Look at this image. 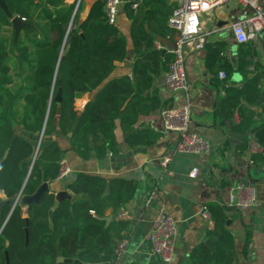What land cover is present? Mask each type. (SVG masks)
Segmentation results:
<instances>
[{
  "label": "trees",
  "instance_id": "16d2710c",
  "mask_svg": "<svg viewBox=\"0 0 264 264\" xmlns=\"http://www.w3.org/2000/svg\"><path fill=\"white\" fill-rule=\"evenodd\" d=\"M122 1L130 21L134 60L130 74L117 76L112 75L116 63L127 58V38L116 22L108 21L106 0H94L83 18L85 0H81L73 19L77 0L71 4L65 0H5L13 15H20L32 24L31 28L21 31L16 50L12 46L13 30H9L11 19L0 7V159L9 150L0 165V196H30L42 181H55L60 174V161L68 151L86 160L93 152L100 159L109 152L114 153L118 148L115 135L118 122L124 141L131 148L155 145L161 137V132L153 128L136 125L141 116L166 107L154 79L168 71L174 54L158 48L146 28L156 16L147 13V7L163 3L161 0ZM136 2L140 4L135 9L132 5ZM167 21L168 18L166 24ZM165 34L175 40L179 36L168 24ZM204 47L205 64L212 74L211 84L217 89L222 87L225 93L217 98L214 107L219 124L225 125L238 112L241 121L232 125V130L253 132L262 153L253 154L252 159L264 163V117L252 109L261 97L260 65L255 64V72L246 76L251 62L246 55L235 68L228 60L221 59L224 51L221 43H205ZM10 61L15 71L19 64H26L29 71L24 76L23 71L18 73L19 83L14 82ZM217 68L225 70L227 79L234 72L246 78L240 87L226 86L227 80L216 76ZM59 92L60 102L55 99ZM86 93L90 98L78 110L75 101ZM15 125L37 135L38 140L43 132L36 156L37 142L17 133ZM56 126L63 135H69V148H62L55 140L44 143V138L52 135ZM66 187L74 198L64 199L52 212L54 192H45L40 203H31L27 208L19 202L13 209L10 205L3 207L0 264H72L58 262L59 256L78 258L84 263L116 259V248L128 222L113 219L106 224L98 217L131 202L137 181L80 172ZM205 206L213 223L206 232L212 245L205 242L197 245L190 253L188 264H234V237L227 224L230 210L215 201Z\"/></svg>",
  "mask_w": 264,
  "mask_h": 264
},
{
  "label": "crops",
  "instance_id": "0c3cea01",
  "mask_svg": "<svg viewBox=\"0 0 264 264\" xmlns=\"http://www.w3.org/2000/svg\"><path fill=\"white\" fill-rule=\"evenodd\" d=\"M93 1L85 0L88 3L81 18L86 15ZM161 1L163 4L147 7L146 12L156 16L148 21L146 28L154 37L158 48L172 53L176 40L165 34L168 24L166 19L173 11L172 6H177L178 3L177 0ZM65 2L71 4L75 0ZM136 3L139 6L140 2ZM258 3L264 8V0H258ZM254 11L250 5L230 0L204 16L203 30L208 32L206 43H221L224 46L221 59L228 60L235 68L241 57L246 55L250 59L246 76L255 72V64L260 65L263 72L261 97L252 109L264 117V29L257 32L255 39L239 43L231 27L234 22L252 16ZM116 24L127 38V58L116 63L112 76L130 74L134 60L130 21L123 11V3L119 7ZM9 30L12 31L13 28ZM206 53L205 47L190 50L186 56V73L189 83L187 95L191 104L190 129L210 142L211 152L208 155L175 153L179 133L165 130L160 115L161 108H157L150 114L141 116L136 125L137 128L148 126L161 132L162 135L155 145L129 147L124 141V132L118 122L115 130L118 148L114 153L109 152L105 158L100 159L93 152L91 158L86 160L77 153L68 151L64 160L70 171L63 179L57 178L48 182L50 192L56 194L58 191L67 190L73 197V193L66 186L80 172L101 175L107 179L123 176L137 181L134 199L119 210H108L106 213V216L111 215L115 220L128 222V227L122 233V239L127 241L126 246L111 264H188L194 248L209 240L206 237L210 228L209 221L202 214L203 207L209 201L223 204L230 210L229 227L234 237V264H264V163L259 159L255 162L252 159L253 154L262 153V148L251 130H232L231 126L241 121L238 112L225 125L219 124L214 107L217 98L223 97L225 93L222 87L217 89L211 84L212 74L205 64ZM220 70L224 69L217 68L216 76L220 80H227L226 86L240 87L246 78L241 73L234 72L230 79H221ZM165 73L154 79L160 100L166 107L184 103L187 95L171 90L165 83ZM89 98L88 93L78 97L75 101L76 108L83 109ZM15 130L32 142L38 140L37 135L20 126L15 125ZM53 140L64 149L70 146L69 135H63L58 126L52 135L44 138V143L48 144ZM165 154L171 155L168 171L160 165ZM194 166L200 168V173L196 178H191L188 174ZM236 184L244 186L240 193L241 199L253 197V204L247 207L229 205L231 190ZM161 207L172 215L176 223L174 252L170 262H163L154 254L147 240L148 232Z\"/></svg>",
  "mask_w": 264,
  "mask_h": 264
},
{
  "label": "built area",
  "instance_id": "2783aa9c",
  "mask_svg": "<svg viewBox=\"0 0 264 264\" xmlns=\"http://www.w3.org/2000/svg\"><path fill=\"white\" fill-rule=\"evenodd\" d=\"M230 0H177V6L168 17V26L177 31L179 36L176 39L175 48L172 53L174 58L165 73V83L173 91L184 92L186 95L189 90V83L186 73V56L190 50L203 49L206 43L208 32L203 30L204 16ZM244 5L254 8V14L242 20L234 22L232 32L239 43H247L256 38L257 32L264 29V8L258 0H236ZM122 0H106L105 12L110 23L117 21L119 7ZM138 3L132 5L136 8ZM194 18V19H193ZM194 30H191L193 29ZM252 69V67H251ZM219 77L226 79L227 74L224 70L219 71ZM160 115L165 130L176 131L179 139L174 149L175 153H191L196 155H208L211 152L210 142L201 134L190 129L191 124V104L189 97L184 103L163 107ZM171 162V155L165 154L160 160V165L167 170ZM70 168L63 159L60 161L59 179H63ZM168 171V170H167ZM200 173V168L194 166L189 171V177L196 178ZM244 189L242 184H236L230 194L229 205L247 207L254 203L253 197L246 200L241 199V191ZM19 195L17 198L19 199ZM203 216L209 221L210 213L206 206L203 207ZM176 233V223L172 215L164 208H159L153 221L152 227L147 235L151 251L156 254L163 262H170L174 252L173 238ZM126 239H121L116 248L117 255L126 246Z\"/></svg>",
  "mask_w": 264,
  "mask_h": 264
},
{
  "label": "water",
  "instance_id": "95a60500",
  "mask_svg": "<svg viewBox=\"0 0 264 264\" xmlns=\"http://www.w3.org/2000/svg\"><path fill=\"white\" fill-rule=\"evenodd\" d=\"M80 1L81 0H78L77 3H76V7H75V10H74L72 19H73L74 15H75V13H76V11L78 9ZM0 7L5 11L7 16L11 19L12 28H13L12 46H13L14 50H16L17 42H18V39H19L21 31L23 29L31 28L32 24L27 22L26 19L21 17L20 15H13L10 12L5 0H0ZM55 99L58 102L61 101V93L60 92L56 95ZM42 137H43V132L41 133L39 141H38V144L36 146L35 156H36V154H37V152L39 150V147L41 145ZM8 153H9V150H6L4 152L2 158L0 159V165L7 158ZM45 192H50L49 184L46 181H42L40 187L37 189V191L33 195L21 196L19 199L18 198H13V197L0 196V220H1V214H2V210H3L4 206L10 205L12 207V209H13L15 207V205L19 202L20 206H22L23 208H27L31 203H40L42 195ZM72 198H73L72 195L69 194V192L67 190H61V191L56 192L55 201H54V204H53V206L51 208V212L54 211L59 206L61 201H63L64 199L72 200ZM98 218L101 219V220H104L106 222V224H109L113 220V217L111 215L104 216V217H98ZM227 224L229 225L230 222L228 221ZM28 236H29L28 229H26V240H28ZM206 243L207 244H211L209 240H207ZM6 258H7V263H9V258H8V253L7 252H6ZM57 261L58 262H67V263H72V264H111L108 261L99 262V263H84L78 258H65L63 256H59L57 258Z\"/></svg>",
  "mask_w": 264,
  "mask_h": 264
},
{
  "label": "rangeland",
  "instance_id": "374dc122",
  "mask_svg": "<svg viewBox=\"0 0 264 264\" xmlns=\"http://www.w3.org/2000/svg\"><path fill=\"white\" fill-rule=\"evenodd\" d=\"M87 3H88V2H85L81 14L84 13V11H85V9H86V6H87ZM10 58H11V56H10ZM11 60H12V58H11ZM9 64H10V66H11V73H12V76H13V79H14V82H15V83H19V82L21 81V77L18 76V73H21V71H23L22 76H24V75H27L28 72H29L28 69H27V67H26V64H25V65H20V64H19V65H18V70H17V71L14 70V67H13V61H10ZM22 68H23V69H22ZM38 141H39V140H37V144H38ZM37 144H36V145H37Z\"/></svg>",
  "mask_w": 264,
  "mask_h": 264
},
{
  "label": "snow or ice",
  "instance_id": "6c2138e0",
  "mask_svg": "<svg viewBox=\"0 0 264 264\" xmlns=\"http://www.w3.org/2000/svg\"><path fill=\"white\" fill-rule=\"evenodd\" d=\"M194 19V18H193ZM191 30H194V28L193 29H191Z\"/></svg>",
  "mask_w": 264,
  "mask_h": 264
}]
</instances>
